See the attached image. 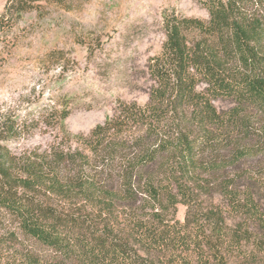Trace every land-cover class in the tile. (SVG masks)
I'll list each match as a JSON object with an SVG mask.
<instances>
[{
	"label": "trees",
	"instance_id": "1",
	"mask_svg": "<svg viewBox=\"0 0 264 264\" xmlns=\"http://www.w3.org/2000/svg\"><path fill=\"white\" fill-rule=\"evenodd\" d=\"M200 1L208 19L165 12L148 101L81 147L19 157L0 122V264H264V0Z\"/></svg>",
	"mask_w": 264,
	"mask_h": 264
},
{
	"label": "rangeland",
	"instance_id": "2",
	"mask_svg": "<svg viewBox=\"0 0 264 264\" xmlns=\"http://www.w3.org/2000/svg\"><path fill=\"white\" fill-rule=\"evenodd\" d=\"M165 12L209 18L200 0H48L0 26V122L19 125L6 144L12 153L41 158L81 147L120 102L145 104L153 84L147 63L162 49ZM185 211L179 204L177 216Z\"/></svg>",
	"mask_w": 264,
	"mask_h": 264
}]
</instances>
